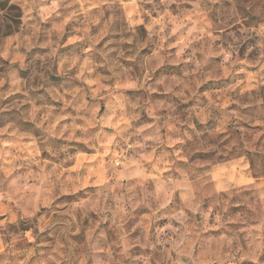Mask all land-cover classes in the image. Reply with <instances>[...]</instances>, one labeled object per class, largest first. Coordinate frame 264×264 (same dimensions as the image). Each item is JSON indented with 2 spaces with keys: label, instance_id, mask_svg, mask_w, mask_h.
I'll return each mask as SVG.
<instances>
[{
  "label": "clouds",
  "instance_id": "clouds-1",
  "mask_svg": "<svg viewBox=\"0 0 264 264\" xmlns=\"http://www.w3.org/2000/svg\"><path fill=\"white\" fill-rule=\"evenodd\" d=\"M0 264H264V0H0Z\"/></svg>",
  "mask_w": 264,
  "mask_h": 264
}]
</instances>
